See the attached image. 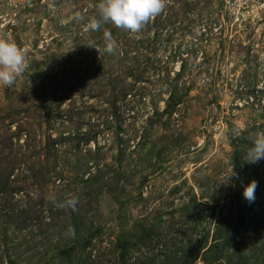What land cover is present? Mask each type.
Here are the masks:
<instances>
[{"label": "rangeland", "instance_id": "obj_1", "mask_svg": "<svg viewBox=\"0 0 264 264\" xmlns=\"http://www.w3.org/2000/svg\"><path fill=\"white\" fill-rule=\"evenodd\" d=\"M99 2L0 0V39L26 49L28 62L13 85L0 84V173L15 166L13 184L25 189L9 202L15 215L27 208L40 215L39 204L45 202L43 226L34 220L25 225L23 217L9 225L11 245L19 246L12 264H45L51 249L70 240L72 229L59 219L74 212L62 208L67 214L53 221L48 208L50 202L71 198L78 201L74 211L86 215L77 236L91 225L102 230L90 248L89 264H117L111 242L119 232L163 211V232H172L163 240L167 247L153 242L141 259L162 250L171 254L170 238H200L214 227L221 210L235 209L228 198L212 206L202 197L207 188L234 183H221L232 168L231 136L254 128L264 132V0H167L165 10L141 32L127 35L112 24L86 30L90 18H98ZM105 30L116 41L112 53L105 50ZM182 62L178 85L184 100L170 119L157 121ZM253 87L263 91L253 92ZM66 94L62 115L55 110L48 123L46 109L38 111L41 96ZM11 112L16 122L8 128L10 119L3 122L2 117ZM19 126L26 132L6 141ZM77 131L96 138L77 150L71 140ZM50 139L57 140L55 149ZM97 171L112 183L107 185L111 193H100L99 182H85ZM114 194L123 201L131 198L122 218ZM194 195L209 203L199 222L182 210ZM54 206L53 212L61 209ZM3 214L0 232L6 226ZM49 222L60 224L50 230ZM260 234L264 237V230L243 235L251 243ZM161 260L156 257L152 264Z\"/></svg>", "mask_w": 264, "mask_h": 264}, {"label": "trees", "instance_id": "obj_2", "mask_svg": "<svg viewBox=\"0 0 264 264\" xmlns=\"http://www.w3.org/2000/svg\"><path fill=\"white\" fill-rule=\"evenodd\" d=\"M128 33L129 31L125 30V34L127 35ZM184 70L185 66L184 62H182L180 70L176 73L175 81L170 86L167 105L160 114H156L159 118L157 121H161L164 116L170 119L184 100L183 97L185 94L179 93L180 88L178 85V80L183 76ZM48 77L51 78L54 76ZM253 88V92L263 91L258 90L255 87ZM67 97V94L61 95L59 98H56L55 96L47 98L42 95L38 111L46 109L48 113V123H50L52 121V112L56 110L58 115H62L60 107ZM12 116L13 113L11 112V114L2 117L3 122L10 119L8 122V128L16 122L13 118H9ZM25 130L27 129H22V127L19 126L17 132H13L7 137L5 136L6 141H11L13 136H16L17 139L20 138ZM257 133L259 132L255 128L253 130L247 129L238 135L231 136L230 138V144L232 146L230 165L231 167L235 166V170L239 174V179H234L233 185L228 188L223 187V185H221V187L214 186L213 190H209L211 187L207 188L202 194L203 198L208 197L211 200L213 203L212 206L219 205L222 200L228 198L232 201L233 206L234 204L236 205L234 209L235 211L233 208L226 213L224 210H221L219 220L212 229H208L204 236H201L200 238L196 236H188V239L178 236L180 239L179 241L177 239L176 242V237L170 238L175 245L174 251H172L171 254H169L167 250H162L159 254L155 256L150 255L151 257H147L148 259L145 258L144 260L141 259L143 256L142 251L153 242L155 244H165L163 247H167L166 245L168 243L163 240L164 238H167L166 241H168V235H171L172 232H163L165 228L163 224L167 212L163 211L151 219L149 217L141 220L137 219L133 229L121 230L115 240L111 242L113 245L111 251L115 255L117 264H152L156 261V257H163L160 264H197L200 260L203 264H264V237L262 234L251 243L246 242L243 235L247 232L257 233L264 230V202L261 200V197H264L262 196L264 195V159H261L257 163H248L243 159L248 149L252 147L251 138ZM95 138V133L90 131L82 134L77 131L71 140L75 143L77 150H81L80 146L82 143L89 144ZM49 141L52 145L51 149H55L57 140L50 139ZM1 149L2 142H0V158H2V153H4V150ZM14 170L15 166H12L10 169H6L4 175H1L0 173V213L4 212L3 217L5 218L3 221L6 224L5 228L0 232V264H12L15 262V251L19 246H12L13 243L11 242V237L8 231L10 229L9 225L16 222L15 217L18 219L23 217L22 222H24L25 225H27L29 220L30 222L34 220L37 225L40 227L43 226L41 221L43 220L42 212H44V201L39 204L41 206L39 212L41 213L40 215L36 214L37 216L34 215L36 211L32 213V208H27L16 215L8 208L9 202L14 199L16 193L25 190L22 189V186L19 184H13V182H16V180H14L16 177L13 176ZM103 174L105 175L104 172L97 171L91 175V177L85 179V182H89L90 184L93 181L99 182L101 184L100 193H103L101 191L105 189L111 193L112 187L110 189L107 188V185H109L110 182L108 183V178H104ZM252 180L257 181V187L255 189V199L249 201L244 197V189ZM119 182L115 180L117 185L114 187L116 189L119 188ZM145 182L146 178H144L139 184V198L141 199L143 197V191L141 189L144 187ZM113 196L117 200V203H120L118 214L119 217L122 218V216L127 213V208L129 207L128 204L131 201V198L123 201L120 200L119 196L115 194ZM58 201L60 202V200ZM50 205L48 212H51V218L53 221L59 217V213L67 214L62 208L55 209L53 212L52 208L55 207L54 203L50 202ZM205 205L208 206L209 203L204 204L199 201L196 195H194L182 206V210L184 211L186 218L193 222H197V220L199 222L203 217L201 215L202 211L207 207ZM55 211L56 215L54 214ZM70 211L74 212L70 218H62L63 220L58 219L59 222L63 221L66 225L65 228L72 229L73 234L66 244L63 246H55L51 249L53 250V253L45 264H53L57 260L61 262L64 261L65 264H89L92 260L90 258L92 256V250H90V248L95 245V238L98 239V237L101 236L102 230L100 225L97 227L92 225L84 227L81 230L82 234L77 236L86 215L82 212H75L72 208H70ZM22 222L20 224H22ZM48 224H50L48 228L50 227V230H52L53 227L60 223L52 224V222H49ZM196 225L192 227L193 231L196 230ZM18 227L19 229H24L23 227L25 226L20 225ZM179 242L181 245H179ZM135 252L139 253L136 255Z\"/></svg>", "mask_w": 264, "mask_h": 264}, {"label": "clouds", "instance_id": "obj_3", "mask_svg": "<svg viewBox=\"0 0 264 264\" xmlns=\"http://www.w3.org/2000/svg\"><path fill=\"white\" fill-rule=\"evenodd\" d=\"M166 5L167 0H100L96 5L98 18H90L86 30L98 31L103 25L112 24L130 33H139L165 10ZM104 38L105 50L112 53L116 48L112 33L105 30ZM27 67V50L11 39H0V84L10 87ZM251 139L252 147L248 149L243 159L248 163H257L264 159V132L257 133ZM234 179H239L235 166L223 177L221 183L228 186ZM256 187V180H252L245 187L244 197L249 201L255 199ZM77 202L76 198L62 202L53 201L59 208H72L73 210Z\"/></svg>", "mask_w": 264, "mask_h": 264}]
</instances>
